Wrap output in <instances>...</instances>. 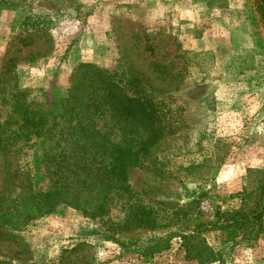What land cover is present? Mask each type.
<instances>
[{"label":"rangeland","instance_id":"rangeland-1","mask_svg":"<svg viewBox=\"0 0 264 264\" xmlns=\"http://www.w3.org/2000/svg\"><path fill=\"white\" fill-rule=\"evenodd\" d=\"M231 1L191 3L182 19L175 4L160 12L150 0H0V198L10 162L40 168L47 148L48 165L69 174L60 146L97 128L106 134L93 144L96 164L112 165L111 144L131 154L136 164L115 172L153 221L120 228L124 204L92 219L64 205L37 211L20 230L0 226V264H199L178 236L199 224L219 259L207 264H264V213L254 228H218L241 196L254 207L264 182V27L256 0H244L239 23L228 19ZM132 73L154 107L125 102L132 93L117 83ZM75 98L82 121L69 114ZM126 112L134 124L116 122ZM92 141L75 145L86 152ZM165 237L169 249L143 254Z\"/></svg>","mask_w":264,"mask_h":264},{"label":"trees","instance_id":"trees-1","mask_svg":"<svg viewBox=\"0 0 264 264\" xmlns=\"http://www.w3.org/2000/svg\"><path fill=\"white\" fill-rule=\"evenodd\" d=\"M258 9L261 14V21L264 27V0H256ZM90 65L82 64L77 67V71L85 72ZM104 72V70H100ZM135 74H138L135 72ZM134 73L130 74L124 83H117L118 88L128 89V93L132 95L123 96L125 102L132 107L140 105L144 107H154L151 99L144 95L143 87L138 85V82L132 81ZM132 85H135L139 91L131 90ZM72 97L68 100L71 101ZM74 109L69 107V114L73 116L77 121H82L86 116L83 109H79L77 104L80 103V99L75 98ZM59 106H62V100L59 101ZM64 109L63 112L66 110ZM52 110L49 112L51 113ZM63 112L61 116H63ZM133 113H119L116 116V122L121 119H126L127 124H134ZM157 120L159 117L155 115ZM70 117L68 115L67 120ZM159 121V120H158ZM84 128V127H83ZM29 131V133L37 132ZM82 134H78L77 139H69V142L60 146L59 156L60 160L66 158H73V161H66V164L72 163L74 169H71V173L65 174L62 169V165H58L55 169H52L48 165V149L41 148L40 155L44 160L34 168L33 164L29 167L18 169V164L12 165L10 162L11 171L9 173V185L5 188L4 194L0 198V226L4 229V232L10 231V229L20 230L21 226L27 223L28 220L33 218V214L37 211L44 210L49 213L58 206L64 205L73 208L81 212L87 218L104 217L110 212L112 207L118 206V204L127 206V215L118 224H121L120 228H128L133 224L142 223L152 224L153 221L148 212L143 211L136 200L133 199L134 195L132 191L126 186L123 178L116 175V169L120 168L122 175L128 168H131L136 164V159L128 153L122 151L118 144H111L112 150L109 155L114 157L112 165H107L104 159H100L96 164L95 155L102 151V147L93 145L94 143L102 144L106 131L92 128L90 131L81 130ZM45 131L43 134H47ZM88 135L93 141L87 148L89 151L85 152V144H76L79 138H85ZM75 145V147H74ZM69 147V148H68ZM2 148V147H0ZM73 150V151H72ZM78 150L82 152L81 156H77ZM38 155H33L34 161H37ZM80 161H84L80 164ZM81 168L82 170H79ZM86 168V169H85ZM60 171V174L57 172ZM80 172L82 175L80 176ZM264 173V172H263ZM42 176L43 180H47V190L41 192L38 179ZM70 176H75L69 178ZM26 181V183H25ZM12 184V186H11ZM258 193L255 198L259 197L257 201H254V207H249L246 211L244 209V203L246 195L241 196L243 200V207L226 211L222 215L223 218L219 221V229H250L261 224V219L264 213V182L258 188ZM255 191L254 193H256ZM249 193L247 194L248 197ZM124 203H122V201ZM115 228L116 225L114 224ZM210 227L199 224L196 226L192 233H180V247L184 250L185 258L197 260L199 264H207L215 262L219 259L216 258V251L207 243L204 232L209 231ZM170 237L157 238L152 240L143 248V254L146 257H152L157 253L165 251L170 247Z\"/></svg>","mask_w":264,"mask_h":264},{"label":"crops","instance_id":"crops-1","mask_svg":"<svg viewBox=\"0 0 264 264\" xmlns=\"http://www.w3.org/2000/svg\"><path fill=\"white\" fill-rule=\"evenodd\" d=\"M151 3H153V7L158 8V11L167 10L165 7L166 5H169L171 3L176 5V8L179 9L180 13L179 18H188L191 15V7L195 8V5L192 6V4H199L200 6H203L204 11L210 10L208 0H150ZM244 0H233L230 3L231 12L229 14L228 19H232L235 22L239 23L240 20H243V9H244ZM192 3V4H191ZM163 10V11H164ZM185 22H183L182 30L184 31L185 28ZM188 25V24H187Z\"/></svg>","mask_w":264,"mask_h":264}]
</instances>
